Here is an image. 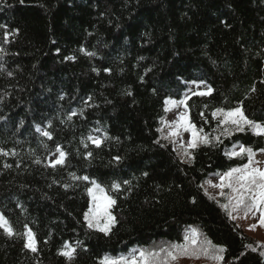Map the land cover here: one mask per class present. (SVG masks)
Masks as SVG:
<instances>
[{
    "label": "trees",
    "instance_id": "obj_1",
    "mask_svg": "<svg viewBox=\"0 0 264 264\" xmlns=\"http://www.w3.org/2000/svg\"><path fill=\"white\" fill-rule=\"evenodd\" d=\"M0 25V214L13 229L0 228V264H101L192 229L224 249L204 264H264V242L205 188L248 163L226 155L236 147L264 153V134L218 135L213 116L240 107L264 126V0H0ZM169 98L209 138L191 160L161 138ZM93 181L115 200L107 235L84 219Z\"/></svg>",
    "mask_w": 264,
    "mask_h": 264
},
{
    "label": "snow or ice",
    "instance_id": "obj_2",
    "mask_svg": "<svg viewBox=\"0 0 264 264\" xmlns=\"http://www.w3.org/2000/svg\"><path fill=\"white\" fill-rule=\"evenodd\" d=\"M0 27L5 26L0 25ZM8 35L9 33L5 32V36L7 37ZM0 51L3 50L0 49ZM87 54L93 55L92 53ZM69 59H74V57H69ZM211 91L212 90L209 88L208 92L210 93ZM199 94L205 95L206 93L201 92ZM185 99H187V97ZM183 103V100L175 101L170 98L165 101L166 105H176ZM218 114H221L223 116V119L220 121L221 123L234 125L236 131H244V126L247 125L248 127L252 128L256 134H264V126L252 120H249L240 107L227 112H225L223 109H217L216 112L213 113V116L215 117ZM173 124L177 129L183 127L185 131L191 132V141L188 145L190 148H195L198 143H209L207 134L198 135V132L202 133L203 129L197 130L195 125H192L187 121V117L184 113H181L178 120L174 121ZM43 134L45 136H51V134L47 131H45ZM177 134L178 131H173L172 133H170V135L173 136ZM89 139H92L93 143H95L97 146H99L101 143L99 138L93 139L92 137H89ZM218 139L219 138L217 137V140ZM57 150L59 152V157L52 162L53 167L58 164H63L66 156V153L61 149L58 148ZM261 151H264V149H262ZM245 153H247L249 158L248 163L244 164L242 167L229 169L227 172L223 173L220 176V183L213 186L219 187L221 189V196L224 195V188H229L231 189L232 193H234V196L229 199L228 204L221 205V207L226 210L231 207L229 216H231L232 211H236L241 206H243L248 212L256 209L261 212L260 223L264 225V169L253 167L254 153L251 148H245L244 146H241L239 152L232 151L226 153V155L231 157L243 155ZM88 155L90 156L91 153H89ZM82 179L88 180L89 177L84 176L82 177ZM125 183L128 182L125 181ZM92 185L93 186L91 188L87 189L88 194L92 197V204L84 213V219L85 221H87L89 228H95L107 235L110 233L112 226L116 222L115 217H113L111 215V212L109 211L110 207L115 204V200L111 196L107 195L105 189L101 188L100 185L95 181L92 182ZM112 187L113 190H118L120 188V185L113 184ZM0 228H3L8 235L13 234L11 225L2 214H0ZM26 235L28 237V243L26 244V247H29L32 251H36L34 234L29 229ZM184 241L185 243L183 244H172L168 248H161L158 252L140 250L138 255L133 254L129 257L121 256L118 258H114L105 256L101 260V264H167L168 260H174L181 255L196 256L200 254L211 255V257L216 260L223 259L222 255L210 252V248L215 247L211 244V241L204 242V244L207 246L195 247L198 243V234L195 229H192L190 236L186 235L184 237ZM64 248L66 250L62 251L61 254L71 259L75 253V249L67 243L65 244ZM223 251V248L219 249L220 253H222ZM162 253L165 254L163 257H161ZM262 255H264V253H262Z\"/></svg>",
    "mask_w": 264,
    "mask_h": 264
},
{
    "label": "rangeland",
    "instance_id": "obj_3",
    "mask_svg": "<svg viewBox=\"0 0 264 264\" xmlns=\"http://www.w3.org/2000/svg\"><path fill=\"white\" fill-rule=\"evenodd\" d=\"M192 90L193 92H204L206 94L209 93L208 89L202 86H192ZM167 108H168L167 116L165 117L162 127L160 128L161 138L172 143L182 159L186 161L191 160L193 148H190L188 146L189 142L191 141V132L185 131L183 127L177 129L173 124L174 121L178 120L181 113H184L186 115L187 121L190 123L189 113L186 107V102L184 101L183 104H176V105L168 104ZM217 116L219 117L220 121L223 119V116L221 114H218ZM173 131H178V134L175 136L170 135V133H172ZM234 131H236L234 125L221 123V128L218 131V135L220 134L229 135L233 133ZM198 135H203V134L198 132ZM200 144L202 143H198L197 146ZM240 148L241 147H236L234 151L239 152ZM253 153H254L253 167L264 169V153L254 152V151ZM53 160L55 161V159ZM220 176H212L209 179V181L205 184V188L212 197L218 199L223 204H228L229 199L234 196V193H232L231 189L224 188L223 189L224 195L221 196L220 195L221 189L219 187L213 186V185H218L220 183ZM91 204H92V197H91ZM112 210H113V205L110 207L109 211L111 212V215L115 217ZM227 211L229 213V211H231V207L227 209ZM231 217L232 218L234 217L233 219L237 222V224L241 226L248 234L254 236L259 241L264 242V225L260 223V220H261L260 211L253 209L251 212H248L243 206H241L236 211H232ZM115 221H116V217H115ZM170 245L172 244L161 243V244H156L150 247L149 249L136 248V249H133L125 257H129L133 254L138 255L140 250L158 252L161 248H168ZM201 246H207V245H205L204 242L199 240L195 247H201ZM210 252L214 254L222 255V253L219 252V248L217 247L210 248ZM164 255L165 254L162 253L161 257H163ZM219 261L221 260L213 259L211 255H203V254L196 255V256L181 255V256H178L174 260H168L167 264H204L207 262L216 263Z\"/></svg>",
    "mask_w": 264,
    "mask_h": 264
}]
</instances>
